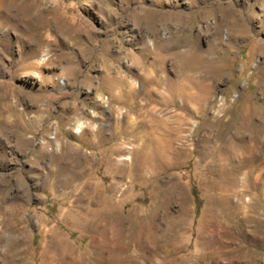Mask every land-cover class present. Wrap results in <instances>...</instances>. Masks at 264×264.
<instances>
[{
    "label": "rangeland",
    "instance_id": "obj_1",
    "mask_svg": "<svg viewBox=\"0 0 264 264\" xmlns=\"http://www.w3.org/2000/svg\"><path fill=\"white\" fill-rule=\"evenodd\" d=\"M23 1L0 0V264H264V0Z\"/></svg>",
    "mask_w": 264,
    "mask_h": 264
},
{
    "label": "bare ground",
    "instance_id": "obj_2",
    "mask_svg": "<svg viewBox=\"0 0 264 264\" xmlns=\"http://www.w3.org/2000/svg\"><path fill=\"white\" fill-rule=\"evenodd\" d=\"M1 1H3V0H1ZM9 2H10V4H12L13 6H16L17 8L18 7H20V6H23L24 8V10L26 9V7H28L29 6V4H28V2L26 1V2H21V5H19L18 4V2H19V0H9ZM8 3V2H7ZM20 3V2H19ZM1 4V3H0ZM11 6V5H10ZM31 6V5H30ZM160 46V45H159ZM158 46V47H159ZM33 49H35V47L33 48ZM38 50V49H37ZM161 50H162V47H161ZM159 51H160V49H159ZM162 52V51H161ZM160 55V54H159ZM187 56L189 57L190 55H188L187 54ZM191 58H193V55L191 54ZM190 58V57H189ZM195 59L197 58V60H198V57H194ZM159 59V60H158ZM158 61L159 62H162L161 60H162V58H161V56H158ZM164 59V58H163ZM196 60V61H197ZM163 63V62H162ZM162 63H161V68L163 69L164 67V65H162ZM27 64V63H26ZM28 65V64H27ZM34 65V64H33ZM161 69V70H162ZM126 76V75H125ZM105 77V76H104ZM108 78V79H107ZM107 78L105 79V80H107L108 81V83L110 84V88L111 89H114V88H120L121 86H123V85H125L126 87L128 86L129 88H128V90L130 91V93H133V92H131L132 90H134V89H136V88H134V84H129L128 82H127V80H126V78L125 77H123V76H120V75H118V74H115L114 76H107ZM155 78V77H154ZM146 79H148V77L146 78ZM163 79H165V78H163ZM129 80V79H128ZM156 80V79H155ZM150 82H154V79L153 78H151L150 80H149ZM157 81V80H156ZM161 82V81H160ZM107 83V82H106ZM107 83V84H108ZM133 83V82H132ZM162 83V82H161ZM144 84H145V81H144ZM160 84V83H159ZM166 84H168V82L166 83ZM163 85H165V84H163ZM107 86V85H106ZM145 86V85H144ZM161 87H163V86H161ZM152 89V88H151ZM156 89V88H155ZM145 90V89H144ZM160 90V89H159ZM157 91V92H159V94L161 93V92H163L162 90L161 91ZM137 91V90H136ZM135 91V92H136ZM145 92V91H144ZM165 92V91H164ZM129 93V94H130ZM166 94H167V92H165ZM164 93V94H165ZM128 94V93H127ZM127 94H126V96H127ZM141 94H142V92H141ZM161 96H162V94H160ZM169 95V94H168ZM123 96V94H121V93H119V94H113V96H112V98H114V99H120L121 97ZM129 96V95H128ZM130 96H131V94H130ZM172 96V95H171ZM163 97V96H162ZM168 97H170V96H168ZM173 97V96H172ZM125 98V97H124ZM128 98V97H127ZM165 98V97H164ZM163 98V99H164ZM162 99V100H163ZM168 99V98H167ZM170 99H171V97H170ZM175 99V98H174ZM173 99V100H174ZM131 100V99H130ZM136 100V99H135ZM168 101V100H167ZM133 102V101H132ZM165 102H166V100H165ZM164 102V103H165ZM139 103V102H138ZM163 103V102H162ZM168 103H169V101H168ZM172 103V102H171ZM185 103V102H184ZM133 104V103H132ZM136 105V104H135ZM175 105H176V102H175ZM184 105V104H183ZM185 106H186V103H185ZM184 106V107H185ZM188 106V105H187ZM187 109H188V107H187ZM186 109H184V111H185ZM182 116H184V115H182ZM79 128H82V124H79ZM80 130V129H79ZM121 146V145H120ZM117 149H119V148H117ZM135 150V149H134ZM130 151V150H129ZM118 152V151H117ZM132 153H133V150H132ZM50 174V173H49ZM114 213V212H113ZM118 213V212H117ZM105 214V213H104ZM120 219V218H119ZM109 237V236H108ZM108 239V238H107ZM110 239V238H109Z\"/></svg>",
    "mask_w": 264,
    "mask_h": 264
},
{
    "label": "trees",
    "instance_id": "obj_3",
    "mask_svg": "<svg viewBox=\"0 0 264 264\" xmlns=\"http://www.w3.org/2000/svg\"><path fill=\"white\" fill-rule=\"evenodd\" d=\"M194 193H195V199H196V201H198V196H197V192L196 191H194ZM199 208V207H198Z\"/></svg>",
    "mask_w": 264,
    "mask_h": 264
}]
</instances>
